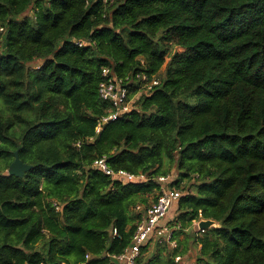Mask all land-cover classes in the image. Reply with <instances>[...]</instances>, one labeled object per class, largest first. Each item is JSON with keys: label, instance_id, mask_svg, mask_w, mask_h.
I'll return each mask as SVG.
<instances>
[{"label": "trees", "instance_id": "1", "mask_svg": "<svg viewBox=\"0 0 264 264\" xmlns=\"http://www.w3.org/2000/svg\"><path fill=\"white\" fill-rule=\"evenodd\" d=\"M0 29V264H119L171 171V236L137 263L264 264V0H0ZM104 68L136 100L96 133Z\"/></svg>", "mask_w": 264, "mask_h": 264}, {"label": "built area", "instance_id": "2", "mask_svg": "<svg viewBox=\"0 0 264 264\" xmlns=\"http://www.w3.org/2000/svg\"><path fill=\"white\" fill-rule=\"evenodd\" d=\"M74 43L78 47L86 45L84 41H75ZM101 76L103 80L98 86V96L101 101L110 105L111 112L99 120L95 129L96 133L99 132L102 125L117 120L132 109L128 86L131 80L128 77L124 79L117 77L108 68L101 70ZM135 80L140 83L141 91L144 93L151 92L152 88L159 84L158 79L152 77L149 80L144 74H137ZM92 167L110 178H119L128 182L147 181L144 175H132L125 171L111 170L107 166L105 158L95 160ZM171 178L170 175L156 178V182L161 188L155 201L145 209L142 219L137 223L130 246L121 255L113 257L119 264H138L139 250L150 237L169 240L171 234L163 222L184 194L181 189L166 186ZM172 246L175 247V244ZM85 258L89 259V256L86 255ZM181 261L180 256L174 258L176 264H181Z\"/></svg>", "mask_w": 264, "mask_h": 264}, {"label": "water", "instance_id": "3", "mask_svg": "<svg viewBox=\"0 0 264 264\" xmlns=\"http://www.w3.org/2000/svg\"><path fill=\"white\" fill-rule=\"evenodd\" d=\"M30 166L23 164L22 161L18 158L17 151L14 152V158L11 164L7 169V175L15 176V177H22L24 173L30 170ZM219 226L211 220H200L196 223V228L198 231L203 232L210 228H218Z\"/></svg>", "mask_w": 264, "mask_h": 264}, {"label": "crops", "instance_id": "4", "mask_svg": "<svg viewBox=\"0 0 264 264\" xmlns=\"http://www.w3.org/2000/svg\"><path fill=\"white\" fill-rule=\"evenodd\" d=\"M167 229H168V227H167ZM191 230L193 232H198V230L196 228V223L193 224V227H192ZM168 231L171 234V229H168ZM182 237H183V235H180L178 237V239H182ZM173 244H175L174 241L170 242L171 247H173L172 246ZM198 249H199V246H197L196 248H195V246L194 247L193 246L190 247L187 255L185 257H183V259L181 261V264H194V258H195L196 254H197Z\"/></svg>", "mask_w": 264, "mask_h": 264}, {"label": "rangeland", "instance_id": "5", "mask_svg": "<svg viewBox=\"0 0 264 264\" xmlns=\"http://www.w3.org/2000/svg\"><path fill=\"white\" fill-rule=\"evenodd\" d=\"M31 15H32L31 10H28L26 12V16H31ZM160 76H162V73L160 74ZM135 100H136V97L131 98V100H130L131 101V104L130 105L133 106ZM170 176L172 177L171 179L175 178L176 177L175 171H171Z\"/></svg>", "mask_w": 264, "mask_h": 264}]
</instances>
